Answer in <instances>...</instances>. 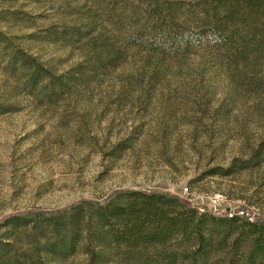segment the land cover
Instances as JSON below:
<instances>
[{"label":"rangeland","instance_id":"1","mask_svg":"<svg viewBox=\"0 0 264 264\" xmlns=\"http://www.w3.org/2000/svg\"><path fill=\"white\" fill-rule=\"evenodd\" d=\"M221 13L195 12L192 25ZM127 16L123 1L0 0L6 260L86 264L91 239L103 254L99 264H129L125 247L107 237L121 223L99 225L96 213L105 203L124 204L131 191L206 207L215 194L223 208H254L264 218V153L252 159L264 142V2L256 33L231 52L152 50L144 38L128 41L136 24ZM36 65L40 75L30 86ZM231 165L229 176L212 174ZM35 210L58 214L2 221ZM72 223L74 243L61 256L53 236Z\"/></svg>","mask_w":264,"mask_h":264},{"label":"trees","instance_id":"2","mask_svg":"<svg viewBox=\"0 0 264 264\" xmlns=\"http://www.w3.org/2000/svg\"><path fill=\"white\" fill-rule=\"evenodd\" d=\"M128 7V23L135 22V34L128 41L145 39L152 50L167 55L184 54L198 48H215L222 51H240L258 29L255 24L258 9L264 0H110ZM223 8L220 16H212L202 26H193L191 15L199 11ZM77 32H75V35ZM82 34L79 33L78 36ZM23 62V61H22ZM24 65V64H22ZM10 68L15 62L9 63ZM23 67V66H22ZM40 67H33L28 78L30 86L37 83ZM264 153L260 143L252 159ZM233 165L215 168L213 175L229 176ZM124 204L105 203L97 206L99 225L121 223L118 232L107 231V237L126 249L124 258L129 264H264V218L259 215L250 221L246 217L198 213L196 209L176 196L154 192L131 191L126 193ZM69 208L63 209L67 211ZM31 214L50 219L58 212L47 215L41 211L6 216L2 221L22 220ZM74 223L61 234H54L53 245L61 256L71 250L75 231ZM86 243V264H99L102 255ZM4 246H0V263L19 264L6 260ZM37 258L32 264H43Z\"/></svg>","mask_w":264,"mask_h":264},{"label":"built area","instance_id":"3","mask_svg":"<svg viewBox=\"0 0 264 264\" xmlns=\"http://www.w3.org/2000/svg\"><path fill=\"white\" fill-rule=\"evenodd\" d=\"M184 193L185 192V188H184ZM189 202H191V199L188 200ZM208 206H203L202 204H198V206L189 204L190 206H195L196 211L199 213L201 210H208V211H220L222 213H226V212H240L242 213V219H245V217H252V219H255L258 214L257 212H255L254 208H249V207H245V206H241L238 208H223L226 201L224 198H219L216 197L215 194H211L207 200Z\"/></svg>","mask_w":264,"mask_h":264},{"label":"bare ground","instance_id":"4","mask_svg":"<svg viewBox=\"0 0 264 264\" xmlns=\"http://www.w3.org/2000/svg\"><path fill=\"white\" fill-rule=\"evenodd\" d=\"M206 210H201L199 213H203V212H205ZM209 212H211V211H209ZM211 213H213V214H217V215H224V216H226V217H228V218H231L232 216H238V217H242V213H240V212H226V213H220L219 211H212ZM248 220H250V221H253L254 219H252V217H246Z\"/></svg>","mask_w":264,"mask_h":264}]
</instances>
